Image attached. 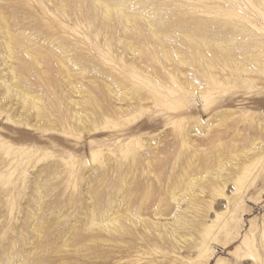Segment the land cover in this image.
Wrapping results in <instances>:
<instances>
[{
    "label": "rangeland",
    "instance_id": "374dc122",
    "mask_svg": "<svg viewBox=\"0 0 264 264\" xmlns=\"http://www.w3.org/2000/svg\"><path fill=\"white\" fill-rule=\"evenodd\" d=\"M0 264H264V0H0Z\"/></svg>",
    "mask_w": 264,
    "mask_h": 264
},
{
    "label": "bare ground",
    "instance_id": "6f19581e",
    "mask_svg": "<svg viewBox=\"0 0 264 264\" xmlns=\"http://www.w3.org/2000/svg\"><path fill=\"white\" fill-rule=\"evenodd\" d=\"M108 5H109V4H108ZM112 7H113V6H111V8H110V9H112ZM108 8H109V7H108ZM105 10H106V9H105ZM163 232L165 233V231H164V230H163Z\"/></svg>",
    "mask_w": 264,
    "mask_h": 264
}]
</instances>
